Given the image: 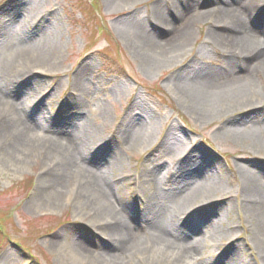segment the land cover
Masks as SVG:
<instances>
[{"label":"bare ground","instance_id":"bare-ground-1","mask_svg":"<svg viewBox=\"0 0 264 264\" xmlns=\"http://www.w3.org/2000/svg\"><path fill=\"white\" fill-rule=\"evenodd\" d=\"M15 1L0 8V139L11 140L7 146L10 154L23 158L44 154L42 185L31 203L33 207L56 208L64 199L75 198L98 222L99 234L76 237L75 258L93 256L102 264H129L133 259L139 264H215L203 257L201 250L210 243L216 246L228 241L229 252L221 258L230 260L227 264H247L235 246L236 239L228 238L230 225L219 226L223 203L232 192L224 185V173L206 150L188 140L178 124L172 123L158 143H151L153 130L142 121L148 119L143 117L146 109L136 103L126 123L112 128V141L99 146L100 140L86 124L80 99L86 95L90 84L87 75L93 65L85 63L74 78L78 113L46 117L41 105L32 123L22 119L21 111L28 107L26 98L14 102L6 96L7 91L15 88L20 94L36 89L39 84L31 82L30 74L56 72L61 44L43 19L38 0ZM189 4V14L196 18L185 20L188 15L177 11L173 13L174 20L180 18L177 26L155 13V23L170 34L165 40L149 35L141 21L130 22L124 33L135 50H148L142 61L148 69H154L156 64L171 62L180 55L193 36L195 19L215 16L216 30L208 32L207 40L224 49L226 65L213 69L194 63L188 74L172 80L170 87L202 122L224 117L216 135L264 152V9L258 18L260 28L254 30L247 24L249 15L258 10L253 0H236L234 5L205 10L197 1ZM34 21L38 27L29 33ZM150 145H157L158 161L146 162L142 173L135 176L138 186L149 194L130 203L119 182L132 176L124 170L122 153ZM92 164H104L108 171ZM237 168L242 204L256 222L255 245L264 259V165L240 162ZM216 198L219 201H214ZM209 204L214 205L210 214L203 213L192 222L191 215L183 217ZM100 236L108 240V245L94 253L89 242L101 244Z\"/></svg>","mask_w":264,"mask_h":264},{"label":"rangeland","instance_id":"rangeland-1","mask_svg":"<svg viewBox=\"0 0 264 264\" xmlns=\"http://www.w3.org/2000/svg\"><path fill=\"white\" fill-rule=\"evenodd\" d=\"M13 1L15 0H0V8ZM190 1H197L200 9L204 10L236 4V0ZM190 1L38 0V5L44 10L43 19L55 31V38L61 44L57 57L58 69L52 73L37 71L30 74L31 82L39 84L36 89L16 94L13 88L11 92L7 91L6 96L11 97L14 102H22V98H26L28 107L26 111L22 109L21 117L28 123L33 122L41 105L46 117L71 116L79 111L75 105L79 98L75 99L73 96L75 75L85 63L93 65L87 75L90 84L86 95L80 99L86 124L97 135V140H100L99 146L112 141V128L117 129L126 123L133 115V105H137L136 103L142 104L146 109L143 117L147 116L148 119L145 120V117L142 121L153 130L151 143H158L172 123L178 124L188 140H193L198 148L206 150L215 159L216 166L224 173V185L232 191L229 200L223 203L219 226L230 225L228 238L233 241L236 239L235 246L240 249L241 257L247 264H264L260 250L255 245L257 240H254L256 222L252 221L250 213L242 204L237 168L240 162L264 165V152H256L247 143L216 135L224 117L212 122H202L190 112L186 104L188 102H184L170 87L171 81L186 76L194 63L213 69L226 65L224 49L207 40L208 32L215 27V16L195 19V25L191 26L193 36L183 51H180V55L171 62L166 60L162 65L156 64L154 69H148L145 61H142L143 54L148 50H135L134 44L124 33L130 22L141 21L149 35L165 40L170 34L155 23V13L177 26L180 20H174L177 11L188 15L185 20L196 18L189 14L192 11ZM15 2L18 3L17 0ZM253 5L258 10L249 15L247 24L258 30V18L264 9V0H253ZM38 24L36 22L28 32L35 31ZM234 60L236 61L235 58ZM260 85L259 94L262 92ZM9 142L10 139H0V264H102V261L94 260L93 256L75 258L72 253L77 236L92 238L99 234L96 219L75 198L64 199L56 208L33 207L31 203L42 185L44 154L41 153L39 158L10 154L7 148ZM155 146L122 153L124 170L132 176L119 182L125 200L130 203L140 200V197L146 198L149 194L138 186L135 176L142 173L146 162L158 161ZM92 166L103 169L105 173L108 171L104 164ZM216 200L218 198L214 199ZM213 208L214 205L211 204L197 207L183 217L191 215L189 221L192 222L203 213L210 214ZM191 236L195 238L196 234ZM100 238L102 241L99 245L89 242L94 253L105 244L108 245L107 239L102 236L98 237ZM229 246L228 241L216 246L210 243L203 247L201 255L210 258L215 264H227L230 260L226 261L221 256L226 255V251L229 252ZM129 264L139 263L133 259Z\"/></svg>","mask_w":264,"mask_h":264}]
</instances>
